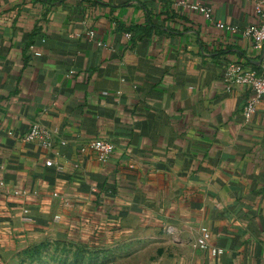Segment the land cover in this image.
<instances>
[{
	"label": "crops",
	"instance_id": "1",
	"mask_svg": "<svg viewBox=\"0 0 264 264\" xmlns=\"http://www.w3.org/2000/svg\"><path fill=\"white\" fill-rule=\"evenodd\" d=\"M258 23L248 0H0V264L52 240L264 264V96L245 121L251 91L229 79L258 66ZM33 122L58 129L51 149L20 141ZM91 138L114 143L106 162ZM201 226L222 254L194 246Z\"/></svg>",
	"mask_w": 264,
	"mask_h": 264
},
{
	"label": "built area",
	"instance_id": "2",
	"mask_svg": "<svg viewBox=\"0 0 264 264\" xmlns=\"http://www.w3.org/2000/svg\"><path fill=\"white\" fill-rule=\"evenodd\" d=\"M254 6V10L259 17V23L256 26H249L242 30V34L251 39L254 47L261 51L259 64L257 67H249L245 65H235L233 73H229V79L237 84H244L250 91L251 94L246 99L245 104L242 108V115L245 121L251 119L256 111L259 100L264 96V0H248ZM191 11L200 13L205 19H211V9L201 3H192L188 5ZM219 28L227 29L231 32H236V27H231L216 22L215 24ZM90 37L94 36L93 31L88 32ZM29 48L33 51L35 56H39L40 53L34 50L33 45ZM57 128L47 127L39 122H33L29 129L20 136V141L25 143H37L44 148H52L53 139L57 138ZM60 144H65L63 139H59ZM115 145L113 142L103 138H91L81 143L80 151L93 153L96 158L104 163L108 160L110 155L113 153ZM54 163L52 159H46L45 165L52 166ZM2 185V182H0ZM112 189H107V193L111 194ZM56 196L57 194L54 193ZM211 233L205 226L199 228V235L196 238L194 246L197 248L209 249V253L212 256H217L223 253V249L219 247L210 246Z\"/></svg>",
	"mask_w": 264,
	"mask_h": 264
},
{
	"label": "rangeland",
	"instance_id": "3",
	"mask_svg": "<svg viewBox=\"0 0 264 264\" xmlns=\"http://www.w3.org/2000/svg\"><path fill=\"white\" fill-rule=\"evenodd\" d=\"M80 242L52 240L31 244L15 253L8 264H129L122 252L113 247L95 249L89 247L88 241ZM75 244L83 249L78 251Z\"/></svg>",
	"mask_w": 264,
	"mask_h": 264
},
{
	"label": "trees",
	"instance_id": "4",
	"mask_svg": "<svg viewBox=\"0 0 264 264\" xmlns=\"http://www.w3.org/2000/svg\"><path fill=\"white\" fill-rule=\"evenodd\" d=\"M121 28H122L123 31L128 32V33L133 34V35L134 34L136 35L138 32L142 31L141 28L136 27V26H132V27H121ZM144 33H147V32H144ZM74 246L76 247V249L78 251H81V249H83V248H81V246L79 244H75Z\"/></svg>",
	"mask_w": 264,
	"mask_h": 264
}]
</instances>
